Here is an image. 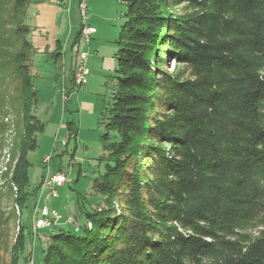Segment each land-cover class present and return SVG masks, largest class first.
Wrapping results in <instances>:
<instances>
[{
	"label": "trees",
	"instance_id": "1",
	"mask_svg": "<svg viewBox=\"0 0 264 264\" xmlns=\"http://www.w3.org/2000/svg\"><path fill=\"white\" fill-rule=\"evenodd\" d=\"M121 2L104 172L93 179L103 202L84 212L82 232L53 231L43 264H264V0ZM29 5L0 0V151L12 144L0 264L27 249L15 204L27 206L28 154L45 128ZM67 129L76 139L75 123Z\"/></svg>",
	"mask_w": 264,
	"mask_h": 264
},
{
	"label": "rangeland",
	"instance_id": "2",
	"mask_svg": "<svg viewBox=\"0 0 264 264\" xmlns=\"http://www.w3.org/2000/svg\"><path fill=\"white\" fill-rule=\"evenodd\" d=\"M126 11L121 0H88L87 22L95 28V33L75 44L82 22L79 0L30 1L26 22L32 32L27 39L36 46L32 72L39 100L33 111L45 128L36 135V150L28 154L31 166L27 206L20 208V212L16 210L18 226L26 225L27 240V249L19 264H43L52 229L34 234V213L43 207L54 208L62 216L61 227L71 223L72 232H82L87 223L84 212L103 202L102 196L88 191L93 190V179L104 172L100 161L102 136L106 133L107 112L113 103L117 40ZM55 53H61L58 62ZM78 58L87 59L89 74L84 88L76 91L72 82ZM68 122H74L77 127L76 139H70L68 132L63 139L60 128L62 124L67 128ZM60 164L67 181L57 187L58 196L53 198L50 188L43 184Z\"/></svg>",
	"mask_w": 264,
	"mask_h": 264
},
{
	"label": "built area",
	"instance_id": "3",
	"mask_svg": "<svg viewBox=\"0 0 264 264\" xmlns=\"http://www.w3.org/2000/svg\"><path fill=\"white\" fill-rule=\"evenodd\" d=\"M79 10L81 13V32L82 36L86 38H90L92 34L95 33V28L88 24V0H79ZM89 74V70L87 68V59L86 58H78L77 63L74 70V89L76 91L82 90L87 80V76ZM11 143L8 144L2 151H0V174L9 170V164L11 162ZM49 161V158L46 159ZM67 181V174L63 172H56L52 174L50 177L45 179L44 184L47 185L50 190V197H57L58 193L56 191L58 186H64ZM13 190L17 193V187L14 185ZM15 209L20 212V206L15 204ZM62 216L59 212L54 208L43 207L40 212L34 213L33 216V224L32 231L34 234L40 232L43 229L47 228H55L60 224ZM68 220H71L69 218ZM67 220V221H68ZM91 227V224H88Z\"/></svg>",
	"mask_w": 264,
	"mask_h": 264
},
{
	"label": "crops",
	"instance_id": "4",
	"mask_svg": "<svg viewBox=\"0 0 264 264\" xmlns=\"http://www.w3.org/2000/svg\"><path fill=\"white\" fill-rule=\"evenodd\" d=\"M31 1V0H30ZM27 17H28V12H27ZM31 27V26H30ZM31 30H32V28H31ZM32 32V31H31ZM31 34V33H30ZM60 42V41H59ZM33 44V43H32ZM34 47H35V49H36V46L35 45H33ZM58 48H61V45H59V47ZM72 78H73V73H72ZM72 84H73V86H74V81L72 82ZM61 131L64 133L63 134V139H66V137H67V132H68V130H67V128L65 127H63V124L61 125ZM56 172H63L62 171V168H61V164L60 165H58L57 166V168L54 170V173H56ZM53 173V174H54ZM43 186L45 187H47V185H45V184H43ZM88 194H94V195H97V194H95L94 192H93V190H92V192L89 190L88 191ZM48 201H49V199H47ZM71 215H69L68 217H70ZM62 224H64V223H62L61 222V224H59V225H57V227H55L54 229H52V232L53 231H56V230H60V229H63V230H66V231H68V230H73V228H74V225L73 224H71V223H67L68 224V226H66V227H61L60 225H62ZM69 224H71L70 226H69ZM44 230V229H43ZM52 232L50 233V234H48L49 236L52 234Z\"/></svg>",
	"mask_w": 264,
	"mask_h": 264
}]
</instances>
